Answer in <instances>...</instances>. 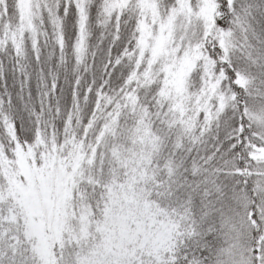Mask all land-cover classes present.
I'll return each instance as SVG.
<instances>
[{
	"label": "snow or ice",
	"instance_id": "6c2138e0",
	"mask_svg": "<svg viewBox=\"0 0 264 264\" xmlns=\"http://www.w3.org/2000/svg\"><path fill=\"white\" fill-rule=\"evenodd\" d=\"M0 264H264V0H0Z\"/></svg>",
	"mask_w": 264,
	"mask_h": 264
}]
</instances>
